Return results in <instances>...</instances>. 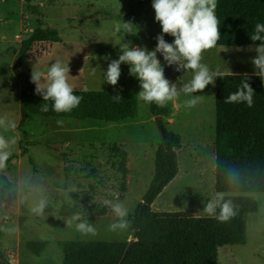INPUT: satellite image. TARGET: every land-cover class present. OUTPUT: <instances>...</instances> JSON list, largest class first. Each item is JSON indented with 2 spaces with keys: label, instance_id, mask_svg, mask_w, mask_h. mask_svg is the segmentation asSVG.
<instances>
[{
  "label": "rangeland",
  "instance_id": "obj_1",
  "mask_svg": "<svg viewBox=\"0 0 264 264\" xmlns=\"http://www.w3.org/2000/svg\"><path fill=\"white\" fill-rule=\"evenodd\" d=\"M51 2V6L43 9L46 24L38 14L24 11L23 0H0V117L14 119L18 125L15 133L3 132V129H0V132L9 137L19 136L17 144L11 147L10 151L18 156L19 153L25 157L30 154L33 164L30 159L25 158L22 169L26 177L35 176L29 180V185H24L23 180L12 175L13 188L8 194L7 202L2 204L3 210L9 211L10 214L1 212V239H9L8 246H12L10 249H20L19 264H64V253L57 240L120 241L132 237L130 227L127 232L121 234L108 231V226L116 217L103 201L113 199L111 192H118L130 215L133 214L143 201L152 181L156 152L163 141L154 121L155 116L150 112V104L140 99V120L136 122L129 119L126 122L47 119L32 115L24 131L21 130L18 97L22 90L31 86L21 76L14 80L10 78L11 69L21 60L19 56L23 42L40 26L59 30L64 41L62 39L61 43L37 42L25 54L19 69L30 75H27L30 81L33 67L46 72L51 64L59 61L69 65V82L75 86V90H141L139 80L129 74L130 65L127 63H123L121 67L122 74L116 86L105 81L108 64L111 60L118 59L121 54L108 53L119 47L117 44L113 48L109 46V42L121 41L117 36L127 34L123 28L117 32L116 24L110 22L95 28V35L89 36L84 28L86 22L79 21L77 24L85 30L70 32L66 29L68 22L65 18L71 10L61 5L63 0ZM218 5L224 6L221 12L218 11L222 39L231 44L222 46L218 41L215 48L203 54L202 62L210 69H218L224 74H255L256 69L251 58L256 53L249 51V47L261 43L253 42L251 34L256 23H264V0H218ZM244 9L249 10L251 18ZM86 10L101 14L99 10ZM220 13L223 18H220ZM151 14L143 17L145 21H141V31L133 28L136 29L133 38L138 34L134 41H141V36L145 35L144 31H152L155 37L151 42L157 44L156 37L162 33V27L155 20V13ZM90 25L88 22L86 27ZM235 41H249L252 45L232 46L236 45ZM171 68L176 70L175 65ZM180 72V77L172 81L178 89L188 83L194 75L191 70ZM216 83L209 84L212 90L205 94H193L202 97L196 107H184L186 114L184 123H181L182 144L177 148L180 172L156 199L153 205L156 211H188L205 216L204 206L209 200L218 197L219 193L215 189ZM189 98L181 93L177 100L181 105ZM3 99L7 102L5 110ZM168 106L176 110L172 102H169ZM162 118L169 131L177 133L180 130V122L175 120L176 116L167 120L168 123L165 117ZM179 119L183 121L182 118ZM57 121L63 123L58 124ZM207 126L211 130L207 129ZM207 136L213 140L210 142ZM122 150L128 154L127 166L132 171L127 179L126 191L122 189V174L119 171L123 159ZM6 166L0 168V172L7 179L9 175L5 172L9 168ZM0 181L3 182V178H0ZM253 196L259 202L260 208L259 212L249 217V240L246 245L217 247L209 237H198L153 252H135L126 264H264V193H256ZM21 198L24 209L16 214ZM41 201L46 202V207L43 214L39 215L32 209ZM104 207L107 208L105 214L89 216L90 210ZM76 212L83 213L85 218L98 228V236H82L75 231L74 225L72 228L66 225L65 220ZM13 214L17 223L24 226L25 241L21 246H16L14 235L10 232V229L17 225L11 218ZM31 227H37L41 232L34 233ZM35 239L50 241L39 257L26 245L29 241L36 242ZM137 240H144V237L139 235Z\"/></svg>",
  "mask_w": 264,
  "mask_h": 264
},
{
  "label": "trees",
  "instance_id": "obj_2",
  "mask_svg": "<svg viewBox=\"0 0 264 264\" xmlns=\"http://www.w3.org/2000/svg\"><path fill=\"white\" fill-rule=\"evenodd\" d=\"M226 1V0H221ZM228 1V0H227ZM238 1V0H234ZM224 6H217V17ZM39 6L33 0H25V12L38 13ZM248 17L249 10L244 9ZM220 18L222 14L220 13ZM165 40L172 42L173 36L166 35ZM36 42L61 43L62 38L57 29L38 27L33 35L23 42L21 60ZM237 45L249 44V41H235ZM231 42L221 38L219 45ZM244 46V45H243ZM20 60V61H21ZM20 61L13 65V73L25 78L29 88L22 91L21 130L27 125L30 116H42L47 119L73 118L77 120H94L122 122L139 116V98L137 91L131 90H75L83 97L79 107L68 113H57L52 109V101H44L35 92V86L27 74L19 69ZM165 76L171 82L180 77L181 72L172 70L163 59ZM248 79L254 93V104H226L224 97L235 92L243 80ZM120 94L124 98L115 102L112 97ZM216 192L223 194L225 201H231L235 215L227 222L199 216L188 211H156L153 204L165 188L177 177L180 163L177 148L181 146L180 134L169 131L166 127L165 138L159 146L155 157V172L149 188L135 212L129 216L132 235H142L144 240H136L125 256L127 240H60L59 247L64 253V264H126L135 252H153L198 237H209L214 246H237L248 243V220L251 214L259 212L260 204L253 194L264 193V80L256 74H224L217 77L216 89ZM48 104L44 112L41 105ZM154 116L168 114L155 103L150 104ZM163 119V118H162ZM123 155L119 171L122 174V189L126 191L129 175L128 154ZM11 188V183L1 190L4 200ZM222 203V202H221ZM0 210H2L0 206ZM107 208L89 211V216L105 214ZM219 212V208H217ZM48 242H28L27 247L40 256L47 248Z\"/></svg>",
  "mask_w": 264,
  "mask_h": 264
},
{
  "label": "clouds",
  "instance_id": "obj_3",
  "mask_svg": "<svg viewBox=\"0 0 264 264\" xmlns=\"http://www.w3.org/2000/svg\"><path fill=\"white\" fill-rule=\"evenodd\" d=\"M218 0H153L152 7L155 10V20L160 23L162 33L159 34L157 45L153 50L147 47H132L127 43H119L121 54L118 59H113L105 71V81L116 86L122 74L121 65H130L129 74L139 80L141 90L137 93L140 100L145 103H155L158 107H166L169 102L175 104L181 93L190 97L183 101L186 108H194L202 97L193 95L203 92L209 84L215 85L217 77H224V73L212 70L202 62L203 54L215 48L221 38L220 22L216 15ZM116 31L121 28L128 33H135L131 22L116 24ZM165 34L173 36L170 43L165 40ZM253 42L261 43L250 46L249 51H255L251 58L256 69V75L264 80V23H256L251 34ZM157 53L162 54L169 66H176L178 71L191 70L192 79L183 85L181 89L165 76L164 66ZM70 67L57 61L51 64L46 72L38 71L33 67L31 82L35 84V92L41 95L44 101H52V109L57 113H68L79 107L83 97L75 94V86L69 82ZM255 90L248 82L242 81L241 86L235 92L224 97L226 104L244 103L251 108L254 104ZM124 97L120 94L113 95L112 99L119 103ZM41 110L47 112L48 104L41 105ZM62 124L63 121H57ZM17 122L7 116L0 117V129L3 132L17 130ZM19 136L6 137L0 134V168L4 167L11 156L10 148L18 142ZM113 199H105L103 204L109 207L116 219L108 226V231L116 234L125 233L130 227V211L120 200L118 192H111ZM222 202V203H221ZM46 202L41 201L32 209L33 212L42 215ZM219 208V212H217ZM203 212L209 218L220 223L229 221L235 211L231 201H225L223 194H218L217 199L209 200L204 206ZM69 228L75 226V231L85 237L99 235L98 228L89 222L81 212L74 213L65 220Z\"/></svg>",
  "mask_w": 264,
  "mask_h": 264
},
{
  "label": "crops",
  "instance_id": "obj_4",
  "mask_svg": "<svg viewBox=\"0 0 264 264\" xmlns=\"http://www.w3.org/2000/svg\"><path fill=\"white\" fill-rule=\"evenodd\" d=\"M23 2L25 5V0H23ZM47 2H49V3H47ZM33 4L39 6L38 13H35V14H38L39 17H42L47 24L46 17L43 14V9H46L47 6L52 5L51 0H33ZM152 4H153V0H95V1L94 0H63V3H61V5L63 7L71 10V13H69L68 16L65 18L68 22L66 29L69 30L70 32H75V31H77V29H81V27H82L81 25L79 26L77 23H79V21H85L86 24L84 25V28L86 29L87 34L89 36L95 35V28H97L99 26H104L106 24H109L110 22H112L114 24H117V23L123 24L124 21L125 22H131L133 24V28L140 30V28H141L140 25L142 24L141 21H145L143 19V17L145 15H152L151 14L152 12L155 13V10L152 7ZM86 9L99 10L101 12V14L93 13L92 11H87ZM88 22H90L91 25L86 27ZM45 27L46 28H52V27H48V26H45ZM85 29H81V30H85ZM136 29H133V30H136ZM33 33H32V35H33ZM144 33H145V35L141 36V41H139V42L134 41L138 37V34L135 36V38H133V36L136 34V32L133 35H131L130 33L118 35L117 38L120 37L121 41H115L113 43V41L111 40L109 42V46L114 48V46L117 45L116 42H119V43H127L129 45H132V47H136V46L147 47V49L153 50L157 45V44H154L151 42V40L153 39V37H155V35L152 33V31H144ZM60 35L64 41L63 35L62 34H60ZM166 35L167 34H165V37H166ZM5 37L7 39V36H5ZM84 39H87V38H84ZM98 45H102V44L98 43ZM22 48H23V45H22ZM108 53H112V54H118L119 53L120 54L121 53L120 45H119L118 49L114 48V51H108ZM157 56L161 60V63H163L164 58H163L162 54L157 53ZM122 66H123V64L121 65V67ZM11 71H12V74H11L10 78H13V80L17 79L18 78L17 76H20L18 74L13 73L12 69H11ZM23 73H25V72H23ZM25 74L29 75L28 73H25ZM127 77L128 76H126V78H125L126 80H127ZM122 81H124V80H122ZM2 83H5V82H2ZM10 83H12L11 80H10ZM4 85H7V84H4ZM216 89H217V83H216ZM211 90L212 89H210V87L207 86L206 89L203 90L202 93L205 94ZM22 91H21V93H22ZM20 96H21V94H20ZM215 96H216V92H215ZM18 98L20 99V97H18ZM19 102H20V100H19ZM6 103L7 102H4V99H3V104L5 107V108H3L4 110L7 108ZM215 103H216V101H215ZM174 105H175L176 110H174L173 107L168 106V105L166 107H163V108L160 107V108L168 111V115L163 116L166 118V121L170 120V118L172 116H174V118L176 116L175 120L180 122V125H179L180 130H178L177 133H179L182 137L181 130H182L183 126L181 123H184V119H185L184 114H186V111H184L183 103L180 105L178 100L175 102ZM20 110H21V104H20ZM150 112H151V110H150ZM170 112H172V113H170ZM151 114L153 115L152 112H151ZM171 114H173V115H171ZM179 115H181V117H179ZM139 117H140V115L136 119H129V120L136 122L137 120H140ZM179 118H182L183 121H180ZM126 121H128V120H125L123 122H126ZM154 121H155V117H154ZM20 122H21V120H20ZM167 123H168V121H167ZM211 125L214 128V122L213 121H212ZM207 129L211 130L209 128V126H207ZM0 134H3V133L0 132ZM3 135H5L6 137H9L7 134H3ZM207 138H208V140H210V142H211V139L213 140L212 137L210 138L209 136H207ZM215 151H216V146H215ZM25 158L30 159L31 164H33V161H32L33 159H32V157H30V154L28 157H25L24 155H21L20 153H19V156L17 154L12 153L11 156L9 157L8 161L4 165V166L7 165L6 167L9 168L7 170V172H5L7 175H9V178L6 179L2 175V173L0 172V178H3V182L0 181V206H1L2 210H3L2 204L7 202L6 199H7L8 195L4 200H2L1 199V190L7 184V182H10L11 188H10L8 194L10 193V191L13 188V183H14L12 175L14 177H18L21 180H23L24 185H29V180L35 177L33 175L26 177L25 172L22 169L24 166L23 161ZM128 169H129V174H130L132 171H131L130 167H128ZM18 208H19V210L16 214L21 213L22 208L24 209V203L22 201V198L18 202ZM2 210H0V215H1V212H4V214H6V215L10 214L9 211H7V210L2 211ZM11 216H13L11 218H13V219L15 218L14 214ZM8 221L9 220H6L5 222H8ZM16 224L17 225L15 227H12L10 229V232L14 235V242L16 243V246H21L23 241H25L23 238L24 237V234H23L24 226L17 223V221H16ZM37 229H38L37 227H31V230L34 233H36L37 231L41 232V229L40 230H37ZM35 240H36V242H48V246L50 243L49 240H42V241L39 239H35ZM58 241H60V240H57V242ZM29 242H32V241H29ZM27 243H26V245H27ZM8 244H9V239L8 240H6V239L2 240L1 239V233H0V264H19L20 249L19 248L15 249V250H18V252L15 250H12V249H10V247H12V246H8ZM32 253L35 254L34 252H32ZM35 256L39 257L36 254H35Z\"/></svg>",
  "mask_w": 264,
  "mask_h": 264
},
{
  "label": "water",
  "instance_id": "obj_5",
  "mask_svg": "<svg viewBox=\"0 0 264 264\" xmlns=\"http://www.w3.org/2000/svg\"><path fill=\"white\" fill-rule=\"evenodd\" d=\"M155 122L160 130V134L162 136V138H165V135H166V127L165 125L163 124V121H162V117L157 115L155 116ZM137 232H134L132 237L129 238V244H128V247H127V250L125 252V256L128 254V252L131 250L134 242L137 240Z\"/></svg>",
  "mask_w": 264,
  "mask_h": 264
}]
</instances>
